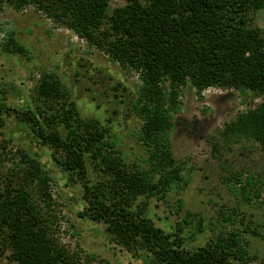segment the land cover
<instances>
[{
    "label": "trees",
    "instance_id": "1",
    "mask_svg": "<svg viewBox=\"0 0 264 264\" xmlns=\"http://www.w3.org/2000/svg\"><path fill=\"white\" fill-rule=\"evenodd\" d=\"M21 11L30 5L73 30L113 60L139 74L141 85L132 108L142 119L141 140L150 166L131 169L116 148L108 125L83 118L75 100L53 72H41L38 102L23 110L7 104L0 89V134L12 112L36 143L49 148L70 180L82 185L87 206L81 218L103 223L106 232L128 249L143 250L153 264H237L247 262V245L237 234L219 235L188 250L181 235L157 227L135 202L182 185V167L172 154L170 132L184 86L198 93L210 87L249 91L262 101L220 132L229 140H254L264 149V31L253 16L264 0H0ZM1 34V29H0ZM5 51L26 54L9 34ZM24 183L0 175V257L15 264H82L55 244L37 198L51 207L52 178L35 154L18 151ZM92 172L95 174L93 177ZM231 191L247 201L260 198L253 175H235ZM30 188V189H29ZM36 197V199H35Z\"/></svg>",
    "mask_w": 264,
    "mask_h": 264
},
{
    "label": "rangeland",
    "instance_id": "2",
    "mask_svg": "<svg viewBox=\"0 0 264 264\" xmlns=\"http://www.w3.org/2000/svg\"><path fill=\"white\" fill-rule=\"evenodd\" d=\"M126 0H110V8ZM253 26L264 31V9L253 16ZM0 89L11 108L23 110L38 102L41 72H53L75 100L83 118L109 126L116 148L131 169H147L149 153L141 140L140 119L132 105L141 85L139 74L89 44L73 30L34 5L18 11L4 6L0 17ZM25 46L26 54L5 51L9 34ZM249 91L210 87L201 93L184 86L170 132L172 154L182 167L184 181L165 193L135 202L145 215L168 233L180 228L185 246L195 250L219 235L237 234L254 259L237 264H264V149L257 141L225 139L220 132L237 116L254 109L261 98ZM0 134V175L24 183L18 151L37 154L51 181L48 208L38 198L50 237L82 264H153L150 254L128 249L106 232L103 223L81 218L87 206L80 181L70 180L52 156L36 143L31 131L20 128L15 113ZM90 171L92 172V167ZM253 175L260 198L245 200L231 191L238 172ZM30 189V188H29ZM36 199V197H35ZM0 264H15L7 255Z\"/></svg>",
    "mask_w": 264,
    "mask_h": 264
}]
</instances>
